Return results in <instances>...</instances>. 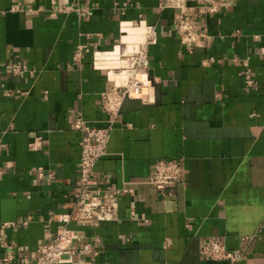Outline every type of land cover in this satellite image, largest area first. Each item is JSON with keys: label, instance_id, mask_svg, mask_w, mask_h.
Instances as JSON below:
<instances>
[{"label": "crops", "instance_id": "obj_1", "mask_svg": "<svg viewBox=\"0 0 264 264\" xmlns=\"http://www.w3.org/2000/svg\"><path fill=\"white\" fill-rule=\"evenodd\" d=\"M162 1L0 0V264H27L64 225L91 249L69 264H231L201 259L211 238L243 252L236 264H264V0H215V13L195 15L190 45ZM142 23L156 31L148 102L122 100L91 177L131 194L115 219L78 223L83 131L71 123L104 124L108 73L95 60ZM79 46L88 51L74 61ZM157 159L183 169L163 194L147 181Z\"/></svg>", "mask_w": 264, "mask_h": 264}, {"label": "built area", "instance_id": "obj_2", "mask_svg": "<svg viewBox=\"0 0 264 264\" xmlns=\"http://www.w3.org/2000/svg\"><path fill=\"white\" fill-rule=\"evenodd\" d=\"M186 2H194L187 5ZM167 7L178 8L174 19V30L180 42L190 45L196 41L197 20L195 15L207 16L215 13L218 4L215 0H163L159 9ZM139 38L126 41L119 37L114 42V50L109 51L105 59L95 60V64L106 69L108 73L107 88L99 97V105L107 114L102 126L90 125L88 122L76 118L71 128L83 131L78 141L79 158L77 164L76 186L70 195V216L78 223L95 224L113 220L117 215V198L121 193H130L131 190L112 188L110 186L98 187L93 185L91 177L95 163L106 152V145L114 125L120 105L125 98H138L148 102L147 87L151 85L146 77L148 70L147 50L149 45L156 42L155 25L142 23L139 25ZM88 51L87 46H84ZM84 48L79 46L74 53V61L79 60ZM23 69V66H22ZM12 72L21 70L18 66L10 68ZM245 83L252 81L245 74ZM40 177H50L51 174L39 172ZM183 169L174 159H157L150 165L147 177L148 183L163 194L167 185L183 180ZM66 222V221H65ZM89 244L84 242L77 230L62 226L47 242L40 244L36 256L27 264H69L73 262L76 254L90 253ZM200 257L205 261H228L236 264L243 257L242 251L227 249L220 239H207L200 246ZM10 255L3 260L9 261Z\"/></svg>", "mask_w": 264, "mask_h": 264}]
</instances>
